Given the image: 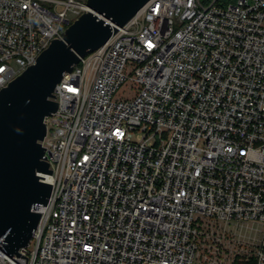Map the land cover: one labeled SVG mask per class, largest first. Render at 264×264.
Here are the masks:
<instances>
[{"label":"built area","instance_id":"obj_1","mask_svg":"<svg viewBox=\"0 0 264 264\" xmlns=\"http://www.w3.org/2000/svg\"><path fill=\"white\" fill-rule=\"evenodd\" d=\"M87 1L0 0V90ZM111 25L54 88L50 196L27 263L0 264H236L224 239L264 264V0H148Z\"/></svg>","mask_w":264,"mask_h":264},{"label":"water","instance_id":"obj_2","mask_svg":"<svg viewBox=\"0 0 264 264\" xmlns=\"http://www.w3.org/2000/svg\"><path fill=\"white\" fill-rule=\"evenodd\" d=\"M148 0H88L84 11L53 39L35 64L0 90V246L8 254L28 244L52 184L39 172L51 173L41 141L45 117L57 109L53 91L63 72L107 42L111 23L123 25Z\"/></svg>","mask_w":264,"mask_h":264},{"label":"rangeland","instance_id":"obj_3","mask_svg":"<svg viewBox=\"0 0 264 264\" xmlns=\"http://www.w3.org/2000/svg\"><path fill=\"white\" fill-rule=\"evenodd\" d=\"M133 89L131 87V84L130 83H127L126 85H122L119 90H118V96L124 98V97H129V96H132L133 94ZM223 226V224H222ZM229 227V226H228ZM227 228V227H226ZM230 230L232 233H233V229L231 227H229ZM235 229V233L236 234H242V233H245V229L244 228H241V227H234ZM254 234V233H253ZM224 255H225V259L228 261V262H235L236 264H245V253L246 252H240L238 253V250L236 251L235 249V243L233 242V240L231 239H224ZM250 249V248H249ZM194 264H197V262H195Z\"/></svg>","mask_w":264,"mask_h":264}]
</instances>
